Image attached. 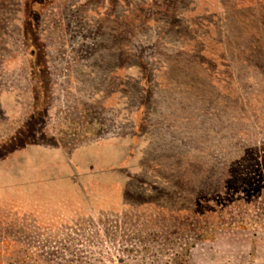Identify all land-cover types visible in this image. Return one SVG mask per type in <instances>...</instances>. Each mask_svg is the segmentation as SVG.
Returning a JSON list of instances; mask_svg holds the SVG:
<instances>
[{
  "label": "rangeland",
  "instance_id": "374dc122",
  "mask_svg": "<svg viewBox=\"0 0 264 264\" xmlns=\"http://www.w3.org/2000/svg\"><path fill=\"white\" fill-rule=\"evenodd\" d=\"M228 143L264 185V0H0V264H264V187L181 190Z\"/></svg>",
  "mask_w": 264,
  "mask_h": 264
},
{
  "label": "trees",
  "instance_id": "16d2710c",
  "mask_svg": "<svg viewBox=\"0 0 264 264\" xmlns=\"http://www.w3.org/2000/svg\"><path fill=\"white\" fill-rule=\"evenodd\" d=\"M244 54V52L235 53V60L239 61L240 57L246 59V55ZM252 57L253 56L250 58ZM230 97L233 99L234 105L229 104V106L230 108H233V110L234 106H236V111H234V114H230L229 117H226V119L223 121L220 120V115L217 116L216 120L217 123H219L218 130L220 131H216L215 133H217V135H221L219 141L224 142V135L221 131H227L228 137L224 139H230L229 134L234 132L235 135L232 137H237L238 139V143L236 142L238 146V153H236L237 158L242 159L245 157L247 151V148L244 147L241 142L243 140V131L241 130L242 128H240L243 126L241 123L244 120L242 114L243 108L241 107L237 93H234ZM218 107L221 114L224 113L228 108L224 102L218 104ZM232 126H234L233 130ZM229 143L226 147L217 146V148L209 154H207V151H205V153H203V155L200 157L201 162L199 163L201 164L198 165L196 169L192 165L184 168L186 176L184 179H181V190L185 192V197L187 199L189 198L195 203L199 199L202 200L205 198H211L214 195L220 196L222 194L221 197H225V195L230 196L233 193H238L242 195V198H244L247 195L261 192V189L264 187V185H261L259 180H251L249 178L247 179L246 177H238V179L234 178L235 176L232 174V169H230V164L233 160L232 150L234 148L230 147L231 145H229ZM215 207L218 208L217 205H215Z\"/></svg>",
  "mask_w": 264,
  "mask_h": 264
}]
</instances>
